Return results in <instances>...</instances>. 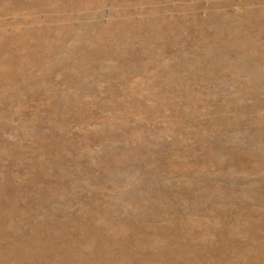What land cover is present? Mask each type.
<instances>
[{"label":"rangeland","instance_id":"1","mask_svg":"<svg viewBox=\"0 0 264 264\" xmlns=\"http://www.w3.org/2000/svg\"><path fill=\"white\" fill-rule=\"evenodd\" d=\"M0 264H264V0H0Z\"/></svg>","mask_w":264,"mask_h":264}]
</instances>
